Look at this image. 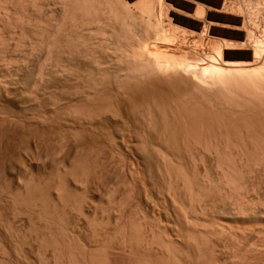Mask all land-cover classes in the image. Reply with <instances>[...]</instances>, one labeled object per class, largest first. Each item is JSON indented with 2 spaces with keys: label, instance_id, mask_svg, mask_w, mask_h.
<instances>
[{
  "label": "rangeland",
  "instance_id": "374dc122",
  "mask_svg": "<svg viewBox=\"0 0 264 264\" xmlns=\"http://www.w3.org/2000/svg\"><path fill=\"white\" fill-rule=\"evenodd\" d=\"M248 2L247 0L245 5ZM262 3L254 0L247 5L248 8L250 7L253 10L249 8V11L247 10L246 12L242 11L246 7L244 4L240 5L245 6L244 8L241 7V11H239L240 6L237 5L239 6L237 8L238 11L237 9L233 10L235 14L232 16L228 15V24L223 27L226 24L223 21L222 28L220 27L222 22L218 24L220 28L218 26L216 28L218 31L221 29L219 32L216 28H211V30L202 31L201 35L199 33H196V35L191 33L184 34L182 33L183 29H179V26V31L182 29L178 34L181 40L174 41L175 39H172V34H170L172 41L169 35L166 36L169 37L170 40H168L171 42L166 43L168 45L164 44L167 42L165 41L167 38L165 37L164 39V36L162 39L151 42L150 40H142L138 36L132 37L130 35L123 41L111 38L110 40L113 41L111 42L108 38L106 43L98 45L96 50H91L87 53L91 61L86 59L85 54H76V56L83 55V59H86L91 65L97 58L101 60L99 62L101 66L96 65V67L98 66L97 68H100L99 71L94 63L91 68L93 72H96L92 73L90 71V74L89 70L91 68L84 61L80 62L75 59L76 63L72 64V66L70 63L65 64L66 72L64 71L62 74L56 72L57 78L56 73L52 74V67L50 69L49 65V70L48 67H45V70L47 69L46 72L49 71L48 75L44 70V74L47 77L42 83L43 85L40 84V67H42L46 57L43 43L38 40L40 42L36 45L44 49L41 48V50L39 49L40 51L33 50V52L29 50V42L25 40L24 43L22 41L21 45H18V47H23L21 49L17 48L18 35L10 40L12 50H16V53L14 51L10 53L14 55H12V58L14 57L13 59L19 63L15 61V64H13L7 59L4 62L5 65L0 62V70L7 72L9 71L8 67L11 65L9 67L13 71H9L11 75L22 65L20 62L23 60L22 58H27L26 56L31 52L33 56H30L33 59H29V69L24 70V72L29 73V77L25 81L23 80L24 83H22V87L24 86L23 89L26 91L23 102H29V105L25 106L28 110L25 107L23 108L24 110L19 107L17 109H0V118L1 115L3 116V119H0V127L4 128H0V264H163V262H165L164 264H238V262L239 264H264L263 231H259L260 228H258L257 224H249L248 222H244L245 224L241 222L240 224L239 222L238 225L237 222H233L229 217H226L229 215V213L227 214L228 208L233 207V204L236 205L235 202L237 201V203L241 202L239 206L244 205V202L246 205V199L248 201L247 204L251 203L252 200L256 202H252L253 204L260 205V201L264 203V199L261 200L264 198V188H262L264 179H255L261 176L264 177V164H262V172L260 173L259 168H261V165L259 164L260 166H258L255 159V161L252 160L254 162L252 165L248 163L250 167L247 165L245 167L242 164L246 160H243L242 156L237 155L243 162L240 167L238 164L241 162L239 163L238 157L233 155V153L235 155L239 153L237 152V147H240L239 149L241 147L244 149L247 145L250 147L248 142L245 145L244 142H241L242 139L245 142L247 141V138L245 140L247 131H250L248 135L250 133L253 136L252 139L257 137L261 138L259 141L263 139L262 145H264V0ZM259 7L262 11H258L260 10L258 9ZM54 9L57 10L55 11ZM54 9L53 12L51 9V13L49 11L48 15L44 13L47 18H43L44 21L47 20V23L43 21L44 24L50 22L49 25L51 26V24L55 23L52 22L53 18H59L60 7L54 6ZM49 13H53L52 18ZM50 18L52 21H50ZM226 20L225 22H227ZM14 22H11L10 25H14ZM41 26L45 29L47 25L41 24ZM43 29H41V32ZM176 31L178 32L177 29ZM41 32L38 33L39 36H41ZM175 34L177 33L175 32ZM178 35L175 38L179 40ZM195 36L197 37L195 38ZM198 37L201 38L199 39ZM192 39L197 41L193 42ZM182 40H184L183 43ZM130 41L135 43L133 44ZM123 42L127 44L125 45ZM172 43H177V45ZM118 45L120 47L123 46V49ZM127 45L130 46L128 47ZM37 46L35 47L36 49H38ZM167 46H172L175 49V54L171 52L173 51L172 47L167 48ZM116 48L119 49L117 50ZM138 49L141 52H145L141 53ZM155 49L157 52L159 50V52L157 53ZM93 51L96 52L97 57ZM102 52L104 53L103 55ZM92 53L96 59L91 55ZM114 53L116 54L113 55ZM155 53L160 54L158 56ZM143 54L146 57L149 55L148 57L152 59L150 60L147 57L149 60H146ZM122 55H125V57ZM115 56L117 59L120 58L118 59L120 62H117ZM133 56L138 58L135 59ZM33 60L36 61L34 62ZM31 61L32 63L34 62L33 65ZM128 61L134 65L126 66ZM84 63L87 67L83 66ZM73 65L76 66L74 67ZM123 65L128 67L129 71H123L127 69ZM4 66L6 67L5 69H3ZM14 66L16 69H14ZM135 66L137 69H133ZM72 67L76 70L82 67L84 70H88L86 72L79 70L81 73L77 71V74H75V71L71 73V71L75 70ZM101 67L105 71L109 69L112 71L114 68L115 70L113 71L118 75L112 73L113 71L109 75L107 71V75L105 73L103 76L105 71ZM129 67L133 68L130 69ZM116 68H122V70H117ZM155 68L160 73H154ZM101 70L103 72L98 76L97 74H100ZM82 71H84L83 74L85 75L82 74ZM69 72L71 79L68 75ZM126 72L131 75L126 74ZM175 72L176 74L178 73V78L175 77ZM66 73L65 78L63 74ZM78 74H82L83 78H80ZM122 74L125 75L120 77ZM148 74L150 77H148ZM156 74L158 75L157 77ZM59 75L64 78L62 76L59 77ZM77 75L78 77H76ZM88 75H93L92 77L90 76L92 79L89 81H87L89 79ZM152 75L154 78L151 77ZM102 76L105 78L104 80H108L104 82ZM143 76L146 77V80ZM159 76L162 80L159 79ZM99 77L104 83L99 80ZM168 77L172 79H168ZM174 77L178 80L173 79ZM77 78L83 81L77 80ZM92 80L96 83L94 82L93 84ZM169 80H172V83ZM220 80L224 81L221 84L225 86L220 83H218L220 85L217 84ZM48 81L50 82L49 85H47ZM98 81H100V84ZM35 82L37 83L36 86ZM152 82L156 87L159 86L158 88L161 91L151 85ZM45 84L47 85L46 88ZM175 84V89L178 88L179 91L177 89L176 91L175 89L173 90ZM58 85L60 87H57ZM169 85L172 86L171 89L168 88ZM34 86L36 88V90L34 89L35 91L32 89ZM102 86H106V88H102ZM220 87L221 91L219 92ZM157 90L161 92L157 102L162 105L160 111L162 110L163 113L158 112L160 106L157 105L156 107V102L153 105V98L156 94L153 95L150 92L156 93ZM142 91L146 92H143L145 95L141 93ZM173 91L175 92L174 94ZM222 91L225 92L223 93ZM30 92H32V97H30ZM215 92L218 95L214 94ZM167 93L169 95L172 94L173 97L175 96V99L179 94H182L180 95L182 98L180 99L179 97L175 101L172 97L174 100H170L171 96ZM219 93H223V95L221 94L222 97H220ZM225 93L227 96H225ZM134 94L137 98L133 96ZM148 94L152 97V101L148 98ZM208 94L212 97H218L209 99ZM28 95L30 96L28 97ZM139 95L144 96V99H140L142 96L138 97ZM35 97L36 99L38 97L37 101ZM145 97H147L146 101ZM154 100H156V97ZM31 101L32 104H30ZM37 102H42V104ZM154 107L156 108L154 109ZM178 113L184 115L177 116L179 115ZM192 115L194 118H191ZM4 117L6 118L4 119ZM178 119H182L181 122L179 121L181 123L179 124L180 126H182L183 121L187 125L190 119L192 121L195 119L196 126L190 120L192 122L190 124L193 126L194 123V128H197H192L196 130V132L194 131L195 135L192 130L190 132L194 136L190 135V140L192 141L187 142L190 144L185 142L187 141L185 140L186 130L184 129L185 133H179L182 127L180 129L177 126L178 123L177 125L175 124L178 128L174 127L173 123L177 122ZM167 124L168 128H166ZM172 125L175 129L171 131L170 129H173V127H170ZM189 126L187 128L190 131ZM177 129L180 130L176 131ZM248 135L246 137L251 140L249 138L251 136ZM194 138L196 141L193 140ZM255 146H259V144ZM215 151H219V156H223V159L225 158L224 162L228 160V163H224L222 168H227L228 171L231 169V173L228 172L231 176L234 170H232V167L228 168L231 164V166L233 164L236 166V163H238L239 169L244 171H241L243 172L242 174L237 166L235 167L240 173L238 175L235 169L236 172L234 171V173H237L235 174V180L237 182H234L235 180H232V177L228 174L233 186H226L228 185L227 180L231 184V181L227 178L228 176L226 177V182L222 181L224 178L222 176V168L218 169L215 166L217 165L215 164L217 161L214 159L216 156ZM242 151L239 154L242 155ZM252 151H254V156L255 153H260L261 149L257 152L255 150ZM211 152L214 156H211ZM262 153L264 154V152ZM262 153L261 157L259 156L261 160L263 157ZM251 154L250 156L252 157ZM232 155L234 158L237 157L234 162H232ZM247 155L246 157H249V154ZM257 156L258 154L254 157ZM246 157L244 156L243 158ZM251 157L246 162L248 160L252 162L251 159L254 157ZM1 159L4 160L1 161ZM8 159H13L14 161H9ZM262 161L258 162L262 163ZM162 164L165 166L162 167ZM166 166L169 167L167 168ZM251 166L252 170H250ZM254 166H258L259 171ZM255 171L257 175L253 174ZM170 174H172V179L174 180L171 179L172 183H178L179 187L176 188V184H174V188L171 187ZM248 176H253L252 178L250 177L251 181H249ZM184 178H186L185 181ZM176 179H179V181ZM255 180H257L258 184ZM262 180L263 182L261 183ZM248 182H251L250 185ZM211 183L212 186L210 187ZM222 183H224V186H222ZM260 183L261 186H259ZM183 185H186L185 188H183ZM243 185H247L249 189L247 187L245 189ZM251 185H255L253 186L254 188ZM256 185L257 187L259 186L257 189ZM168 186L173 188V190L175 189L174 191L172 190L174 193H170L171 190ZM241 186H243L245 194L242 190L239 193L240 189H242ZM186 187H188V191ZM199 187L201 190H199ZM251 188L252 190L255 189V193H253ZM225 189L228 193H226ZM233 189L237 191L239 189V194L237 191V194H235ZM168 190L170 191L168 192ZM228 194L234 199L232 200ZM239 195L244 197H240V199ZM246 195H251L253 198ZM258 195L259 197H257ZM171 197H174V199ZM236 197L238 200L235 199ZM222 198L224 199L223 201ZM256 198L260 200L257 199V201ZM225 200H227V204ZM234 200L235 202L233 203ZM230 202L233 204L231 205ZM219 204L222 205L220 206ZM261 205L264 206V204ZM203 206L205 209L202 208ZM191 223H194L193 226ZM215 223L219 226H216ZM230 232L232 235L229 234ZM224 233L228 234L223 235ZM245 234L247 235L245 236ZM152 236H154L155 241H152ZM235 238L241 239L236 240ZM231 242H233L234 246ZM244 242L245 246L243 245ZM251 242L253 244L256 242V249H252L255 247H251L254 246ZM237 244L238 246H236ZM167 245L169 247L168 251H166ZM230 247H234V250ZM237 247L240 249L239 251H237ZM257 248L260 250H257ZM246 249L248 250L244 251ZM245 254L248 255L246 256ZM169 256H174V258ZM243 256L247 259L244 258L243 260Z\"/></svg>",
  "mask_w": 264,
  "mask_h": 264
},
{
  "label": "bare ground",
  "instance_id": "6f19581e",
  "mask_svg": "<svg viewBox=\"0 0 264 264\" xmlns=\"http://www.w3.org/2000/svg\"><path fill=\"white\" fill-rule=\"evenodd\" d=\"M25 1V2H24ZM241 1H242V3H241ZM245 0H0V62H3V65H5L4 64V62L8 59V60H10V62H13V64H15V61L16 60H14L13 58H12V55L13 54H11L10 52L11 51H14L15 53H16V50H12V44L10 43V40H12V39H14V37L15 36H19V38L17 39V40H19L17 43H16V46H17V48L18 49H21V47H23V46H21V47H18V45H21L20 43H22V41H23V43H24V40L25 41H28L29 42V50L30 51H33V50H41V48H43V47H41L40 46V48H39V45L37 46L36 44H38L40 41V43H43V46H44V48H45V51H46V57H45V55H44V57H45V61H44V63L42 64V67H40L41 68V72H40V84H42L44 81H45V78L47 77V73L49 72H46V70H45V67H48V70H49V65H50V69H51V67H52V74H54V73H64V71H65V67H66V65L65 64H68V63H70L71 64V66H72V64H75L76 63V61H74L75 59L77 60V61H84L85 63H86V65L89 67V68H91V66L94 64L95 65V67H96V65H100V63L99 62H101V60H99L98 58H97V60H99V61H97V60H95L94 62H93V64L91 65L86 59H89L88 58V56H87V53H89L91 50H96V48H97V46L98 45H101V44H103V43H106V39H108V40H110L111 38L113 39V38H116V39H119V41L120 40H124V39H127L128 37H129V35L130 36H138V37H140L142 40L143 39H145V40H150V42L151 41H154V40H158V39H162V37L165 39V37L166 36H168L169 35V37H170V39H171V36H170V34H172V39H175L174 41H180L181 40V38H180V36L178 35L179 34V32H181V30L183 29V31H182V33H184V34H186V33H191V34H195L196 35V33H203L204 31H207V29L208 30H211V28H216L217 26H218V24L219 23H221L222 25L220 26L221 28H222V26H223V24L224 23H226V24H224V26L223 27H225V25H227L228 24V15L230 14L231 16L233 15V14H235V13H233V10H236L240 5H242V4H246L245 2H247V0L244 2ZM249 2H248V4H251L254 0H248ZM263 1V0H262ZM262 1L261 0H255V2H261L262 3ZM251 2V3H250ZM23 3V4H22ZM239 3H241V4H239ZM247 4V5H248ZM22 5V6H21ZM237 5H239V6H237ZM247 5H245V6H240V9H239V11H241V7H245V10H243L242 9V11H249V8H248V6ZM262 5H263V3H262ZM19 6L21 7L20 9H19ZM54 6H59L60 7V10H59V13H58V17L59 18H53V21L51 20V18L53 17L52 15H53V13L52 14H50L51 13V9H52V12H53V9H54ZM237 6V7H236ZM250 6V5H249ZM52 7V8H51ZM260 7H262L261 5H260ZM260 7L258 8V9H260ZM55 8H57V7H55ZM55 10V9H54ZM57 10V9H56ZM55 10V11H56ZM250 10H253V9H251L250 8ZM50 11V16H51V18H50V21H52V22H55V23H53V25L51 24V26L49 25L50 24V22L48 23V24H44L43 23V18H46V15L45 14H47L48 15V12ZM237 11H238V9H237ZM258 11H262L261 9L260 10H258ZM45 13V14H44ZM242 13V12H241ZM36 14H37V16H36ZM238 14V13H237ZM56 15V14H55ZM229 15V16H230ZM226 17V18H225ZM225 18V19H224ZM47 19V18H46ZM45 19V20H46ZM227 19V20H226ZM225 20L227 21V22H225ZM15 21V22H14ZM223 21H224V23H223ZM11 22H14L13 24L14 25H10L11 24ZM42 22V23H41ZM45 23H47V20L46 21H44ZM51 22V23H52ZM41 24H43L44 26L45 25H47V26H45V29H43L42 28V26H41ZM10 25V26H9ZM180 26V27H179ZM218 26V27H219ZM178 27H179V29L180 28H182L180 31H179V29H178ZM219 27V28H220ZM43 29L44 30V33H43V30H42V32H41V29ZM178 30V32L176 31V29ZM216 30L218 31V29L216 28ZM215 30V31H216ZM203 31V32H202ZM217 31H216V33H217ZM219 31H221V29H219ZM218 31V32H219ZM39 32H41V36H39ZM67 32V33H66ZM175 32L177 33V34H175ZM210 32V31H209ZM213 32V31H212ZM129 33V34H128ZM208 33V32H207ZM173 34H174V36H173ZM200 34V35H201ZM179 36V40L177 39V38H175L176 36ZM205 35V34H204ZM210 35V34H209ZM211 35H216V34H211ZM218 35H220L219 33H218ZM217 35V36H218ZM199 36V35H198ZM39 37H40V39H39ZM169 37H166L167 39L165 40V41H167V42H165L164 44L165 45H168V44H166V43H168L169 42ZM197 36H195V38H196ZM204 37V36H203ZM220 37V36H219ZM16 38V37H15ZM199 38V37H198ZM198 38H197V40H198ZM201 38V37H200ZM199 38V39H200ZM209 38V37H208ZM137 39V38H136ZM169 39V40H168ZM172 39H171V41H172ZM177 39V40H176ZM205 39V38H204ZM38 40H40L39 42H38ZM107 40V41H108ZM115 40V39H114ZM133 40V39H132ZM196 40V41H197ZM111 41V40H110ZM129 41V40H128ZM173 41V42H174ZM183 41L184 40H182V43H183ZM192 41L193 42H196V41H194V39H192ZM111 42H113V41H111ZM127 42V41H126ZM130 42H132V41H130ZM159 42H161V41H159ZM159 42H157V43H159ZM162 42H163V40H162ZM190 42V41H189ZM26 43V42H25ZM123 43H125V42H123ZM133 43V42H132ZM135 43V42H134ZM133 43V44H134ZM137 43V42H136ZM169 43H171V42H169ZM179 43V42H178ZM182 43H181V45H182ZM110 44V43H109ZM117 44H119V43H117ZM127 43H125V45H126ZM143 44V43H142ZM147 44V43H146ZM162 44V43H161ZM173 44V43H172ZM177 45V43H174L173 45ZM180 44V43H179ZM178 44V45H179ZM24 46H25V44H23ZM38 47V49H36L35 47L36 46ZM40 45H42V44H40ZM120 45V44H119ZM118 45V46H119ZM136 45V44H135ZM149 45V44H148ZM27 46V45H26ZM111 46H112V44H111ZM117 46V47H118ZM128 46V45H127ZM130 46V45H129ZM128 46V47H129ZM139 46V45H138ZM137 46V48H139ZM155 46H156V44H155ZM163 46V45H162ZM28 47V46H27ZM115 47V46H114ZM120 47V46H119ZM123 47V46H122ZM122 47H120V48H122ZM126 47V46H125ZM145 47V46H144ZM171 48L172 46H167V48ZM177 47V46H176ZM175 47V48H176ZM16 48V47H15ZM16 48V49H17ZM35 48V49H34ZM43 48V49H44ZM100 48V47H99ZM163 48V47H162ZM117 50L119 49V48H116ZM123 49V48H122ZM161 49V48H160ZM172 49H173V47H172ZM172 49H169V50H172ZM25 50V49H24ZM39 50V51H40ZM103 50V49H102ZM141 50H142V48H141ZM156 50V49H155ZM162 50V49H161ZM174 50L175 49H173V51H171V52H173L172 54H175L174 53ZM18 51V50H17ZM20 51H22V50H20ZM104 51V50H103ZM107 51H108V49H107ZM120 51H122V50H120ZM127 51V50H126ZM130 51V50H129ZM138 51H140L139 49H138ZM34 52V51H33ZM38 52V51H37ZM94 52V51H93ZM99 52H100V49H99ZM99 52H97L98 53V55H100L99 54ZM116 52V51H115ZM124 52V51H123ZM128 52V51H127ZM126 52V53H127ZM141 52V51H140ZM142 52H145V51H142ZM141 52V53H142ZM156 52H157V50H156ZM158 52H159V50H158ZM157 52V53H158ZM13 53V52H12ZM18 54H19V52H17ZM36 53V52H35ZM39 53V52H38ZM44 53V52H43ZM78 53H80V54H85V56H86V59L84 60L83 58V55H79V56H76V54H78ZM95 53V55H96V52H94ZM118 53V52H117ZM122 53V52H121ZM125 53V52H124ZM133 53H134V50H133ZM137 53H139V52H137ZM141 53H139V54H141ZM157 53H155V54H157ZM33 53L31 52L28 56H26L27 58H22L21 60L22 61H20L21 63H22V65H21V63H20V65L22 66H20L18 69H16L15 68V66H14V69H16L15 71L16 72H14L13 74L11 73V75L9 74V71H11V72H13L9 67L11 66H9L8 67V69H9V71H7V72H4V71H2V70H0V109H17V107H19V108H24L27 104L29 105V102L27 103V102H23V97L25 98V90L23 89V87H22V83H24L23 82V80L25 81L26 80V78H28L29 77V73L27 72H24V70H28L29 68H28V65H29V59L33 56L32 55ZM40 54V53H39ZM104 53L102 52V55H103ZM109 54V53H108ZM107 54V55H108ZM116 53H114L113 55H115ZM128 54H129V52H128ZM152 54V53H151ZM150 54V55H151ZM160 54V53H159ZM159 54H157L158 56H159ZM30 55H32V56H30ZM93 57H94V55H93V53L91 54ZM106 55V54H105ZM111 55V54H110ZM144 55V57H146L145 56V54H143ZM154 55V54H153ZM14 56V55H13ZM122 56H124L125 57V55H122ZM136 56V55H135ZM135 56H133L134 58H135ZM139 56V55H138ZM142 56V55H141ZM141 56H140V58H141ZM149 55H147V57H148ZM157 56V57H158ZM20 57H21V55H20ZM43 57V58H44ZM96 57H97V55H96ZM112 57V56H111ZM143 57V56H142ZM146 57V60H149L148 58ZM152 57V56H151ZM153 57H155V56H153ZM15 58H16V54H15ZM37 58H38V56H37ZM37 58H36V60H37ZM41 58V57H40ZM105 58V57H104ZM115 58H116V56H115ZM136 58H138V57H136ZM135 58V59H136ZM158 58H160V57H158ZM14 61H13V60ZM33 58H31V60H32ZM39 59V58H38ZM94 59H96L95 57H94ZM107 59V58H106ZM105 59V60H106ZM111 59V58H110ZM117 59V58H116ZM118 59H120V58H118ZM118 59H117V62H120V61H118ZM127 59H128V57H127ZM131 59H132V57H131ZM143 59V58H142ZM152 59V58H151ZM150 59V60H151ZM12 60V61H11ZM35 60V61H36ZM90 60V59H89ZM122 60V59H121ZM129 60V59H128ZM134 60V59H133ZM34 61V60H33ZM34 61V62H35ZM41 61V60H40ZM91 61V60H90ZM107 61V60H106ZM116 61V60H115ZM115 61H112V62H115ZM135 61H137V60H135ZM160 61V60H159ZM158 61V62H159ZM9 62V61H8ZM7 62V63H8ZM17 62V61H16ZM33 62V63H34ZM125 62V61H124ZM138 62V61H137ZM143 62H144V60H143ZM149 62V61H148ZM154 62V61H153ZM165 62V61H164ZM164 62H163V64H164ZM17 63H19V62H17ZM33 63H32V61H31V64L33 65ZM37 63H38V61H37ZM85 63L83 64V66L85 65ZM97 63V64H96ZM145 63V62H144ZM11 64V63H10ZM77 64H79V63H77ZM133 64V63H132ZM132 64H130L129 63V61H128V65H126V66H130V65H132ZM138 64V63H137ZM156 64H157V61H156ZM2 65V66H3ZM8 65H9V63H8ZM37 65V64H36ZM85 65V67H87ZM110 65H111V63H110ZM113 65V64H112ZM134 65V64H133ZM135 65H136V63H135ZM145 66H146V64H144ZM159 65H160V63H159ZM13 66V65H12ZM17 66H19V65H17ZM38 66V65H37ZM36 66V67H37ZM41 66V65H40ZM74 66V65H73ZM76 66V65H75ZM74 66V67H75ZM101 66V65H100ZM103 66V65H102ZM123 66H125V65H123ZM125 66V67H126ZM142 66V65H141ZM156 66V65H155ZM160 66H162V64L160 65ZM160 66H159V68H160ZM6 67H7V65H6ZM5 66H4V68L3 69H5L6 68ZM70 67V66H69ZM74 67H72V68H74ZM79 67H81V66H79ZM94 67V66H93ZM98 67V66H97ZM96 67V69L99 71V69L100 68H97ZM110 67H112V66H110ZM119 67H121V66H119ZM124 67V69H126V70H123V71H127L128 70V67H126L125 68ZM138 67V66H137ZM143 67V66H142ZM68 68V67H67ZM71 68V67H70ZM70 68H68V69H70ZM78 68V67H77ZM83 68V67H82ZM80 69V68H78L77 70L75 69V70H73V72L71 71V73H74V71H75V74H77V71H79V70H84V68L83 69ZM102 68V67H101ZM105 68V67H104ZM130 68V67H129ZM133 68V67H132ZM132 68H130V69H132ZM154 68V67H153ZM158 68V67H157ZM158 68V69H159ZM39 69V68H38ZM68 69H66V70H68ZM93 69H95V68H93ZM103 69V68H102ZM117 70L119 69V68H116ZM133 69H137L136 68V66H135V68H133ZM156 69V68H155ZM162 69V68H161ZM33 70V69H32ZM44 70H45V73L47 74V75H45L44 74ZM88 70V69H87ZM86 69L84 70L85 72L87 71ZM104 70V69H103ZM113 70H115L114 68L112 69V71ZM119 70H122V68H120ZM157 70V69H156ZM155 70V72L154 73H157L158 72V70L156 71ZM69 71V70H68ZM84 71H82V74L84 73ZM90 71H92V73H95V72H93V70H92V68L89 70V73H90ZM97 71V72H98ZM105 71V70H104ZM109 73V75H110V72H112V71H110V69L109 70H107ZM107 71H105V72H103L102 70L100 71V74H97L98 76L99 75H101L102 74V72L104 73L103 74V76L105 75V73L107 72ZM122 71V72H123ZM129 71V70H128ZM133 71V70H132ZM139 71V70H138ZM152 71V70H151ZM37 72V71H36ZM66 72V71H65ZM80 72V71H79ZM140 72V71H139ZM138 72V73H139ZM39 73V72H38ZM57 73H56V76H57ZM68 73V72H67ZM67 73L66 74H63L64 75V77H65V75H67ZM81 73V72H80ZM99 73V72H98ZM112 73H114L115 74V71H113ZM124 73V72H123ZM137 73V72H136ZM142 74H143V72H141ZM149 73H151V72H149ZM158 73H160V72H158ZM157 73V74H158ZM163 73V72H162ZM33 74V73H32ZM81 74V75H82ZM91 74V73H90ZM95 74V75H96ZM117 74V73H116ZM115 74V75H116ZM126 74H129V73H127L126 72ZM140 74V73H139ZM147 74V73H146ZM156 74V77L158 76ZM174 74V73H173ZM173 74H171L172 76H173ZM175 74H176V72H175ZM178 74V73H177ZM177 74H176V76L175 77H177ZM69 76H70V72H69V74H68ZM79 75V74H78ZM78 75L76 76V77H78ZM81 75H79V77L81 78L82 76ZM83 75H85V74H83ZM96 75V76H97ZM106 75H107V73H106ZM112 75V74H111ZM118 75V74H117ZM123 75H125V74H122V76L120 75V77H123ZM129 75H131V74H129ZM134 75V74H133ZM149 75V74H148ZM154 75V74H153ZM153 75L151 76V77H153ZM163 75V74H162ZM162 75H160V76H162ZM38 76V75H37ZM60 76H62V75H59V77ZM68 76V77H69ZM89 76V75H88ZM91 77L93 76V75H90ZM90 76L88 77L89 79L87 80V81H89V80H91L92 78H90ZM95 76V77H96ZM103 76H102V79H103V81L104 82H106L107 80H104L105 78H103ZM159 76V77H160ZM168 76V75H167ZM49 77V76H48ZM63 77V76H62ZM63 77V78H64ZM86 77V76H85ZM84 77V78H85ZM106 78H107V76H105ZM111 77V76H110ZM113 77V76H112ZM119 77V78H120ZM126 77V76H125ZM133 77H135V76H133ZM137 77H138V74H137ZM140 77V76H139ZM144 77V76H143ZM148 77H150V75L148 76ZM165 77H166V75H165ZM173 78V79H177V78ZM37 78V77H36ZM54 78V77H53ZM57 78H58V76H57ZM66 78V77H65ZM73 78H74V76H73ZM83 78V77H82ZM87 78V77H86ZM85 78V79H86ZM96 78H98V77H96ZM109 78V77H108ZM127 78H129V77H127ZM132 78V77H131ZM154 78V77H153ZM167 78V77H166ZM47 79H49V78H47ZM56 79V78H55ZM69 79V78H68ZM70 79H71V76H70ZM69 79V80H70ZM79 78H77V80H78ZM84 79V80H85ZM110 79V78H109ZM112 79V78H111ZM114 79H115V77H114ZM143 79V78H142ZM144 79L146 80V77H144ZM150 80H151V78H149ZM149 79H148V81H149ZM157 80H158V78H156ZM159 79H161V77L159 78ZM168 79H172V78H170V77H168ZM167 79V80H168ZM220 79V78H219ZM28 80V79H27ZM50 80V79H49ZM56 80H58V79H56ZM55 80V81H56ZM65 80V79H64ZM76 80V79H75ZM79 80H82V79H79ZM98 80V79H97ZM99 80L101 81V78L99 77ZM162 80V79H161ZM178 80V79H177ZM218 80V79H217ZM216 80V81H217ZM37 81V80H36ZM53 81V80H52ZM59 81V80H58ZM63 81V80H62ZM61 81V82H62ZM83 81V80H82ZM86 81V82H87ZM100 81H98L99 82V84H100ZM103 81H101L102 83H104ZM143 81V80H142ZM153 81V80H152ZM169 81H171L170 83H172V80H169ZM168 81V82H169ZM175 81V80H174ZM29 82V81H28ZM34 82V81H33ZM39 82V81H38ZM46 82H47V80H46ZM45 82V83H46ZM68 82V81H67ZM93 84H94V82L95 81H91ZM145 82V81H144ZM150 82V81H149ZM149 82H148V84H149ZM157 82V81H156ZM158 82H160V81H158ZM214 82H215V80H214ZM213 82V83H214ZM221 82L223 83L224 81H221L220 80V82H217V84L218 83H220L221 84ZM49 81H48V84L47 85H49ZM52 83V82H51ZM60 83V82H59ZM66 83V82H65ZM96 83V82H95ZM179 83V82H178ZM39 84V83H38ZM45 84V88H46V85ZM58 84V83H57ZM98 84V85H99ZM110 84V83H109ZM146 84H147V82H146ZM151 84V83H150ZM156 84V83H155ZM165 84V83H164ZM163 84V85H164ZM215 84V83H214ZM217 84H216V86H217ZM220 84H218V85H220ZM37 85V83L35 82V86ZM43 85V84H42ZM151 85H153V86H155L156 87V85H154L153 84V82H152V84ZM161 85V84H160ZM173 85V84H172ZM221 85H223V84H221ZM227 85V84H226ZM33 86V85H32ZM35 86H34V88H32L33 90L35 89L36 90V88H35ZM96 86H97V84H96ZM111 86V85H110ZM109 86V87H110ZM162 86V85H161ZM165 86H166V84H165ZM168 86V85H167ZM223 86H225V85H223ZM30 87V86H29ZM38 87V86H37ZM50 87V86H49ZM57 87H60L59 85L57 86ZM98 87V86H97ZM101 87V86H100ZM99 87V88H100ZM159 87V86H158ZM158 87H156V88H158ZM162 87H164V86H162ZM175 87H176V84L174 85V88H173V90L175 89ZM219 87V86H218ZM217 87V88H218ZM222 87V86H221ZM221 87H220V90H219V92L221 91ZM39 89H40V87H38ZM102 88H106V86H102ZM153 88V87H152ZM161 88V87H160ZM168 88H172V86H170L169 85V87ZM26 89V88H25ZM29 89V88H28ZM50 89V88H49ZM159 89V88H158ZM162 89V88H161ZM177 90H178V88H176ZM176 89H175V91H176ZM223 89V88H222ZM34 90V91H35ZM43 90H44V88H43ZM150 90H152V89H150ZM149 90V91H150ZM164 90V89H163ZM224 90V89H223ZM29 91H31L30 89H29ZM45 91H46V89H45ZM155 91V90H154ZM159 91H161L160 89H159ZM179 91V90H178ZM218 91V90H217ZM226 91V90H225ZM224 91V92H225ZM28 92V91H27ZM37 92V91H36ZM35 92V93H36ZM143 92H145V91H142L141 93L142 94H144L145 95V93H143ZM163 93H164V91H162ZM172 92V91H171ZM223 92V91H222ZM223 92V93H224ZM31 94V96L30 95H28V97L30 96V97H32V92H30ZM38 93V92H37ZM47 93V92H46ZM140 93V92H139ZM150 93H152L153 95L154 94H156L155 96H154V98L156 97V100H154V98H153V101H154V104L153 105H155V102L157 103L155 106L157 107V105L158 106H160V108H159V110H158V112H162V110L160 111V109H161V106L162 105H159L158 104V102L157 101H159V99H158V97L159 96H161L160 94H161V92H158V90L156 91V93L154 92H150ZM160 93V94H159ZM162 93V94H163ZM170 93V92H169ZM175 92L173 91V94H174ZM223 93H221L222 95H223ZM34 94V93H33ZM168 94V93H167ZM176 94H179V93H176ZM210 94V93H209ZM208 94V96H206V97H208L209 99L210 98H213L212 96H210ZM214 94H217L216 92L214 93ZM213 94V95H214ZM220 94V93H219ZM220 94V97H222V95ZM151 95V94H150ZM152 95V96H153ZM166 95V94H165ZM169 95V94H168ZM180 95H182V94H179V96L177 97V95H176V99H178L179 97H180V99L182 98V96H180ZM218 95V94H217ZM34 96V95H33ZM37 96V95H36ZM133 96H136L135 94L133 95ZM142 95H139L138 97H141ZM169 96H171V98H170V100H172L173 98L175 99V96L173 97L172 96V94L171 95H169ZM225 96H227V94L225 93ZM129 97V96H128ZM163 97V96H162ZM173 97V98H172ZM216 97H218V96H216ZM216 97H214V98H216ZM27 98V97H26ZM34 98V97H33ZM136 98H137V96H136ZM144 99V96H142L140 99ZM146 98L147 97H145V101H146ZM148 98L149 99H151L152 97H150L149 96V94H148ZM27 99H29V98H27ZM37 99H38V97H37ZM37 99H36V97H35V100L37 101ZM158 99V100H157ZM168 99H169V97H168ZM173 99V100H174ZM176 99H175V101H176ZM31 100V99H30ZM33 100V99H32ZM161 100V99H160ZM165 100V99H164ZM167 100V99H166ZM38 101H40V100H38ZM149 101V100H148ZM151 101H152V99H151ZM150 101V102H151ZM168 101V100H167ZM35 102V101H34ZM161 102H162V100H161ZM37 103H39V102H37ZM41 104H42V102H40ZM39 103V104H40ZM153 103V102H152ZM163 103V102H162ZM161 103V104H162ZM30 104H32V101L30 102ZM27 105V106H28ZM33 107V106H32ZM31 107V108H32ZM35 107V106H34ZM156 107H154V109L156 108ZM25 109L26 110H28V108H26L25 107ZM34 109V108H33ZM158 109V108H157ZM24 110V109H23ZM154 111V110H153ZM156 112V111H155ZM163 113V112H162ZM28 114V113H27ZM156 114H158V113H156ZM159 114H161V113H159ZM179 114V113H178ZM162 115V114H161ZM184 115V114H183ZM183 115H181V114H179V115H177V116H183ZM159 116V115H158ZM3 116L1 115V118H2ZM7 117V116H6ZM6 117H4V119L6 118ZM9 117V116H8ZM156 117V116H155ZM160 117V116H159ZM186 117V116H185ZM0 118V119H1ZM157 118V117H156ZM175 118H176V116H175ZM178 118H180V117H178ZM187 118H188V115H187ZM189 118H190V116H189ZM191 118H194V116L192 115L191 116ZM3 119V118H2ZM1 119V120H2ZM196 119V118H195ZM195 119H193V121L192 122H194L195 121ZM189 120V119H188ZM189 120V123H187V125H185V123H184V121H183V124H182V126H180L179 124H181L180 122L182 121V119H178V121L177 122H175V123H173L174 124V127L177 125V123H178V125L177 126H179V128L181 129V127H182V129L180 130V129H177L176 131H179V133L181 132V133H185V130H186V137H188L187 139H186V137H185V140H187V141H185L186 143L187 142H190V141H192V140H190V135L195 131L196 132V130H193L192 128H194L195 126H196V123H195V126H194V123H193V126H192V124H190V121ZM180 121V122H179ZM186 122V121H185ZM191 122V123H192ZM11 124V123H10ZM176 124V125H175ZM1 125V124H0ZM12 125V124H11ZM171 125V124H170ZM190 125V126H189ZM5 126V125H4ZM176 126V127H177ZM184 126V127H183ZM190 127V131H189V129L187 128V127ZM2 127V126H1ZM0 127V128H1ZM9 127V126H8ZM12 127V126H11ZM170 127V126H169ZM173 127V125L170 127V128H172ZM173 127V129H170L171 131L172 130H174L175 128ZM198 127V126H197ZM166 128H168V124H167V126H166ZM165 128V129H166ZM178 128V127H177ZM187 128V129H186ZM1 129H4V128H1ZM165 129H164V131H165ZM185 129V130H184ZM194 129H197V128H194ZM167 130V129H166ZM169 130V131H170ZM191 130H192V133H190L191 132ZM188 131V132H187ZM245 131V130H244ZM195 132H194V135H195ZM243 132V131H242ZM246 132V131H245ZM248 132H250V131H247V133H245V134H247L248 135ZM9 133V132H8ZM188 133H190L189 135H188ZM252 133V132H251ZM242 134V133H241ZM246 135V136H247ZM163 136V135H162ZM162 136H160V138L161 139H163V137ZM192 136H193V134H192ZM191 136V138H193ZM245 136V135H244ZM243 136V137H244ZM245 136V140H246V138H247V141L245 142V141H243L244 139H242V141L241 142H244V145H245V143H249V145H250V147L247 145V147L246 148H244V149H242V147H241V149L242 150H244V151H242L241 149H239L240 147H237L238 149H237V152H239L240 153V151H242V155L241 154H239V153H236V155H235V153H233V155L234 156H242L241 158L243 159V160H246L247 161V159L249 158L250 159V154H251V152H252V157H254L256 154H258V156L257 157H254V158H252L251 159V161L252 160H256V164L258 163V166H260L261 165V168H259L260 169V173L262 172L261 170H262V164H264L263 162L264 161H262V160H264L263 158H264V154L262 153V152H264V147L262 148V146H264V145H262L263 144V139L262 140H260L259 141V139H261V138H259V137H257V138H254V139H252L253 138V136H251L250 135V133H249V135L248 136H251V137H249V138H251V140L250 139H248V137H246ZM242 137V138H243ZM256 137V136H255ZM263 138V137H262ZM194 141H196L195 140V138L193 139ZM248 140H250V141H248ZM253 140H257V141H253ZM252 141V142H251ZM262 141V143H261V146H260V142ZM256 142V144L258 145L259 144V146H255L256 144H254V143ZM247 143V144H248ZM250 143H252V144H250ZM187 144H190V143H187ZM192 144V143H191ZM243 144V143H242ZM244 145H242V146H244ZM251 145H252V147H251ZM245 147V146H244ZM259 147V148H258ZM257 150H256V149ZM260 149H261V151H260ZM262 149H263V151H262ZM238 150H240V151H238ZM252 150H255V152H257V151H260V153L259 152H257V153H255V155L253 156V154H254V151H252ZM251 151V152H250ZM216 152V158L214 157V159L217 161V163H215V164H217V165H215V166H217L218 167V169L219 168H222V166H223V164L224 163H226L227 161H225L224 162V159L222 158V157H220L219 155H220V152L219 151H215ZM218 152H219V154H218ZM245 152H247V153H245ZM250 152V153H249ZM232 153V152H231ZM261 153H262V160L260 159V155H261ZM247 154H249V157H246V156H248ZM213 154H212V152H211V156H212ZM228 155V154H227ZM232 155V156H233ZM162 156V155H161ZM214 156V155H213ZM234 156H233V161L232 162H234V159L235 158H237V157H235L234 158ZM246 157V158H243V157ZM260 156V157H259ZM21 157V156H20ZM19 157V158H20ZM168 157V156H167ZM259 157V159H257ZM14 158V157H13ZM18 158V159H19ZM162 158V157H161ZM160 158V159H161ZM166 158V157H165ZM227 158H229V157H227ZM226 158V159H227ZM241 158H239L238 157V161H239V163L240 164H238V163H236V161H235V163H236V166H237V164H238V166H240L241 167V164L243 163L242 161H241ZM16 159V158H15ZM21 159V158H20ZM163 159V158H162ZM167 159V158H166ZM212 159H213V157H212ZM222 159V161H220V160ZM231 159V158H230ZM229 159V160H230ZM231 159V160H232ZM4 160V159H3ZM2 159H1V161H3ZM9 160V159H8ZM13 160V159H12ZM12 160H9V161H12ZM17 160V159H16ZM236 160V159H235ZM254 160V161H255ZM262 161V163H260V162H258V161ZM14 161V160H13ZM163 161V160H162ZM165 161V160H164ZM214 161V160H213ZM245 161V163L244 164H242L243 166H245L246 167V165L247 166H249L250 167V164L252 165L254 162L252 161V162H250V160H248V162H246ZM222 162V163H221ZM214 163V162H213ZM228 163V162H227ZM247 163V164H246ZM248 163H250V164H248ZM165 164H166V162H165ZM168 164V163H167ZM229 164H231V162H229ZM256 164H254V165H256ZM260 164V165H259ZM163 165V166H162ZM161 166L162 167H164L165 165L164 164H162ZM227 166H229L228 164H226ZM232 165V164H231ZM229 166L228 168H231L232 167V170H233V173H234V171L236 172V170H237V168H238V170H240L239 168L240 167H238L237 166V168H235L236 166H234V164H233V166ZM225 166V165H224ZM226 166V167H227ZM242 166V168H244ZM258 166L257 167H255L256 169H258ZM167 167V166H166ZM169 167V166H168ZM167 167V168H168ZM264 167V166H263ZM254 168V169H255ZM217 169V170H218ZM236 169V170H235ZM247 169V168H246ZM259 169H258V171H259ZM166 170H168V169H166ZM169 170H170V168H169ZM222 170V176L225 178V180H224V178L222 179V181L224 182H226V179L228 178L229 179V175H230V171H231V169H229L230 171H228L227 170V168L226 169H224V167L221 169ZM238 170H237V173H238ZM248 170H249V168H248ZM248 170H246V171H248ZM250 170H252V166H251V169ZM264 170V169H263ZM241 171H243L242 169L239 171V172H241ZM221 172V171H220ZM228 172H230V173H228ZM244 172V171H243ZM243 172H241L242 174H243ZM251 172V171H250ZM250 172H248L249 174H250ZM171 173V172H170ZM232 173V176L230 175V177H232V180L234 179H236L235 177H236V175L235 174H237V173H234L233 174ZM253 173V172H252ZM229 174V175H228ZM240 173H238V175H239ZM245 174V173H244ZM246 174H247V172H246ZM253 174H256L257 175V173H256V171H255V173H253ZM258 174H259V172H258ZM264 174V173H263ZM168 175V174H167ZM171 175V178H169L170 180L172 179V174H170ZM217 175H218V173H217ZM219 175H221L220 173H219ZM233 175H234V178H233ZM237 175V176H238ZM252 175V174H251ZM180 176V175H179ZM204 176V175H203ZM207 176V175H206ZM228 176V177H227ZM243 176V175H242ZM254 176V175H253ZM252 176V177H253ZM259 176V175H258ZM257 176V177H258ZM264 176V175H263ZM182 177V176H181ZM219 177V176H218ZM227 177V178H226ZM239 177H241V176H239ZM251 177V176H250ZM250 177L248 176V178H249V181H251L250 180ZM251 177V178H252ZM176 178H179V177H176ZM208 178V177H207ZM222 178V177H221ZM238 178V177H237ZM260 178H263L264 179V177H259V178H255V179H260ZM185 179L186 178H184V181H185ZM241 179H243V178H241ZM173 180V179H172ZM171 180V183L174 181H172ZM176 180H178L179 181V179H176ZM203 180H205V179H203ZM209 180H211V179H209ZM208 180V181H209ZM230 180V179H229ZM232 180H230L231 181V184H229L228 183V180H227V184L228 185H226L227 187H229V185H231V186H233L232 185ZM239 180V179H238ZM248 180V179H247ZM246 180V181H247ZM253 180V179H252ZM181 181H183V180H181ZM206 181H207V179H206ZM221 181V180H220ZM257 180H255V182H256ZM202 182V181H201ZM210 182H212V181H210ZM209 182V183H210ZM234 182H237L236 180L234 181ZM254 182V181H253ZM263 182V180L261 181V183ZM169 183H170V181H169ZM170 183V184H171ZM182 184H183V182H181ZM185 183V182H184ZM205 182H203V184H204ZM219 183V182H218ZM251 183V182H250ZM250 183L248 182V184L250 185ZM257 183V182H256ZM261 183H260V185L259 186H261ZM264 183V182H263ZM174 184H176V188L177 187H179L178 186V183H174ZM174 184L172 183V185H171V187H173L174 188ZM181 184V185H182ZM189 184V183H188ZM202 184V183H201ZM221 184V183H220ZM219 184V185H220ZM223 185L222 186H224V183H222ZM246 184H247V182H246ZM253 184V183H252ZM258 184V183H257ZM169 185V184H168ZM204 185H206V184H204ZM203 185V186H204ZM184 186V185H183ZM186 186V185H185ZM185 186L183 187V188H185ZM188 186V185H187ZM201 186V185H200ZM207 186V185H206ZM212 186V183H211V185H210V187ZM221 186V185H220ZM230 186V187H231ZM239 186V185H238ZM243 186H245V189H246V187H247V185H243ZM243 186H241V188L242 189H240V191H239V189H238V191H239V193L241 192V190L244 192V188H243ZM252 186V185H251ZM253 186H255V185H253ZM252 186V187H253ZM258 186V187H259ZM202 187V186H201ZM209 187V186H208ZM209 187V188H210ZM226 187V188H227ZM257 187V185H256V189L258 188ZM168 188H170L169 186H168ZM173 188H170V190H168V192L170 191V193H172L174 190H173ZM187 188V191H188V187H186ZM207 188V187H206ZM209 188H207V189H209ZM223 188V187H222ZM233 188V187H232ZM239 188H240V186H239ZM248 189H249V187H247ZM254 188V187H253ZM262 188H264V186L262 187ZM190 189V188H189ZM204 190H205V188H203ZM247 189V190H248ZM173 190V191H172ZM199 190H201L200 189V187H199ZM233 190H235V189H233ZM251 190H252V188H251ZM224 191V190H223ZM225 191H226V193H228V191L225 189ZM224 191V192H225ZM230 191H231V189H230ZM236 191L237 190H235V191H233L235 194H237L238 193V191H237V193H236ZM250 191V190H249ZM253 191V193H255L254 191H255V189L254 190H252ZM261 191V190H260ZM246 192H248V191H246ZM261 192H263V191H261ZM174 193V192H173ZM230 193V192H229ZM238 193V194H239ZM258 193H259V189H258ZM244 194H245V192H244ZM252 194V193H251ZM173 195V194H172ZM221 195V194H220ZM223 195V194H222ZM228 195H230V194H228ZM228 195H225V196H228ZM232 195H234V194H232ZM253 195V194H252ZM256 195V194H255ZM224 196V197H225ZM231 196V195H230ZM247 196V195H246ZM249 196H251V195H248L247 197H249ZM260 196H261V193H260ZM223 197V196H222ZM240 197H242V195H239V198ZM244 197V196H243ZM242 197V198H243ZM247 197H245V198H247ZM252 197V196H251ZM250 197V198H251ZM257 197H259V195L257 196ZM264 197V196H263ZM171 198H173L174 199V197H171ZM227 198V197H226ZM230 198H232V196L230 197ZM229 198V199H230ZM253 198V197H252ZM204 199V198H203ZM210 199V198H209ZM214 199V198H213ZM212 199V200H213ZM219 199V198H218ZM228 199V198H227ZM234 198H232V200H233ZM235 199H237V197L235 198ZM241 199V198H240ZM239 199V201H241ZM257 199H259V198H256V200ZM264 198H262L261 200H263ZM205 200H207V199H205ZM224 199L222 198V201H223ZM232 200H231V202H232ZM238 200V199H237ZM236 200V201H237ZM245 200V199H244ZM252 200V199H251ZM260 200V199H259ZM218 201V200H217ZM249 201H250V199H249ZM258 201V200H257ZM213 202V201H212ZM225 202H226V204L228 203L227 202V200H225ZM225 202H223V204H225ZM230 202V203H231ZM235 202V200L233 201V203ZM238 202V201H237ZM237 202H235V204L236 205H234L233 203H231V205L233 204V207H231V208H228L229 210H227L228 212H227V214L229 213V215L228 216H226V217H229L233 222H237L238 223V225H239V222H240V224H241V222L242 223H244V222H248L249 224H257L258 225V228H260L259 229V231H263L262 233L264 234V206H262L261 204H264L262 201H260V202H258V203H260V205H257V204H253V203H256V202H253V200H252V204L250 205L249 203L247 204V199H246V205H245V202L243 203L244 205H241V206H239L240 204L239 203H241V202H239V203H237ZM219 203H221V202H219ZM220 205V204H219ZM222 205V204H221ZM220 205V206H221ZM230 205V204H229ZM230 205V206H231ZM238 205V206H237ZM217 206V205H216ZM215 206V207H216ZM228 206V205H227ZM223 207V206H222ZM202 208H204L205 209V207L203 206ZM216 209V208H215ZM224 209V208H223ZM226 209H227V207H226ZM206 210H208V209H206ZM205 211V210H204ZM219 211H220V209H219ZM223 211V210H222ZM225 211V210H224ZM209 212H211L212 213V211H210L209 210ZM215 212H217V211H215ZM220 214H221V211H220ZM224 214H226V213H224ZM212 215V214H211ZM222 215H223V213H222ZM210 217V216H209ZM212 217V216H211ZM218 217V216H217ZM216 217V218H217ZM219 217H220V215H219ZM218 217V218H219ZM208 218V217H207ZM225 218V217H224ZM195 219V218H194ZM229 219V220H230ZM193 220V219H192ZM188 221H190V220H188ZM195 221V220H194ZM212 221V220H211ZM219 221V220H218ZM192 222V221H191ZM186 223H187V221H186ZM188 223H190V222H188ZM212 223V222H211ZM221 223V222H220ZM194 224V223H193ZM193 224L191 223V225L193 226ZM227 224V223H226ZM226 224H225V226H226ZM234 224H236V223H234ZM245 224V223H244ZM190 225V226H191ZM212 225V224H211ZM215 225H216V223H215ZM218 225V224H217ZM216 225V226H217ZM223 225H224V223H223ZM188 226V225H187ZM219 226V225H218ZM220 226H222V225H220ZM247 226V225H246ZM252 226V225H251ZM254 226V225H253ZM195 227V226H194ZM223 227V226H222ZM227 228V227H226ZM228 228H230L229 226H228ZM234 228V227H233ZM246 228H248V227H246ZM254 228H255V226H254ZM256 228H257V226H256ZM195 229V228H194ZM220 229V228H219ZM238 229V228H237ZM244 229V228H243ZM252 229V228H251ZM221 230H222V232H223V229L221 228ZM220 230V231H221ZM231 230V229H230ZM245 230V229H244ZM248 230V229H247ZM250 230V229H249ZM233 231V230H232ZM231 231V232H232ZM238 232H242L241 230L239 231V230H237ZM257 231V230H256ZM225 232V231H224ZM228 232V231H227ZM231 232L229 233L230 235H232L231 234ZM245 232H247L246 230H245ZM254 232V231H253ZM219 233V232H218ZM249 233V232H248ZM261 233V234H262ZM221 234V233H220ZM227 235L228 233H224L223 235ZM235 234V233H234ZM239 234H241V233H239ZM242 234H244V233H242ZM250 234H251V232H250ZM150 235V234H149ZM247 234H245V236H246ZM256 235V234H255ZM222 236V235H221ZM237 236V235H236ZM252 236V235H251ZM259 236H260V234H259ZM153 237V239H152V241L154 240L155 241V239H154V236H152ZM226 237H228V236H226ZM234 237V236H233ZM262 237V236H261ZM147 238V237H146ZM224 238V237H223ZM229 238H230V236H229ZM228 238V239H229ZM242 238V237H241ZM241 238H235L236 240H238V239H241ZM148 239V238H147ZM226 239V238H225ZM256 239V238H255ZM146 240V239H145ZM177 240H179V239H177ZM231 240H232V237H231ZM234 240V239H233ZM243 240V239H242ZM257 240V239H256ZM147 241V240H146ZM165 241V240H164ZM169 241V240H168ZM244 241V240H243ZM149 242V241H148ZM147 242V243H148ZM235 242H237V241H235ZM239 242H241L240 240H239ZM238 242V243H239ZM247 242V241H246ZM264 242V241H263ZM153 243V242H152ZM165 243V242H164ZM232 243V245L234 246V244H233V242H231ZM249 243V242H248ZM252 243V242H251ZM150 244H151V242H150ZM166 244V243H165ZM168 244V243H167ZM228 244H229V242H228ZM245 244V242L243 243V245ZM255 244H256V242H255ZM255 244H253L252 243V245H254V246H251V247H255L256 245ZM148 245V244H147ZM162 245V244H161ZM240 245V244H239ZM242 245V246H243ZM163 246V245H162ZM172 246V245H171ZM224 246V245H223ZM230 246V245H229ZM236 246H238V244L236 245ZM235 246V247H236ZM245 246V245H244ZM259 246V245H258ZM262 246V245H261ZM151 247V246H150ZM165 247V246H164ZM167 247V250L166 251H168V249H169V247H168V245L166 246ZM232 247V246H231ZM230 247V248H231ZM248 247V246H247ZM249 247H250V245H249ZM260 247V246H259ZM147 248H149L148 246H147ZM224 248V247H223ZM234 248V247H233ZM233 248H231V249H233ZM238 248V247H237ZM240 248H241V245H240ZM225 249H226V247H225ZM228 249V248H227ZM252 249H256V247L255 248H252ZM259 248H257V250H258ZM229 250V249H228ZM234 250V249H233ZM232 250V251H233ZM240 249L238 248L237 249V251H239ZM242 250V249H241ZM248 249H246V250H244V251H247ZM256 250V251H257ZM260 250V249H259ZM230 251V250H229ZM170 252V251H169ZM169 252H168V254H169ZM250 253H251V251H249ZM253 252H254V250H253ZM261 252V251H260ZM232 253V252H231ZM239 253H241V252H239ZM262 253V252H261ZM171 254V253H170ZM253 254V253H252ZM263 254V253H262ZM261 254V255H262ZM167 255V254H166ZM234 255V254H233ZM243 255V254H242ZM246 255V254H245ZM248 255V254H247ZM246 255V256H247ZM258 255H260V254H258ZM231 256H232V254H231ZM235 256H236V254H235ZM170 257V256H169ZM171 257H173L174 258V256H171ZM170 257V258H171ZM252 257V256H251ZM250 257V258H251ZM166 258V257H165ZM233 258V257H232ZM244 258H246V257H244L243 256V260H244ZM236 259V258H235ZM235 259H231V260H235ZM241 259V258H240ZM239 259V260H240ZM247 259V258H246ZM237 260V259H236ZM243 260H241V261H243ZM250 261V260H249ZM252 261V260H251ZM234 262V261H233ZM232 262V263H233ZM165 262H163V264H164ZM177 263H178V260H177ZM229 263V262H228ZM175 264V263H174ZM237 264V263H236ZM238 264H239V262H238Z\"/></svg>",
  "mask_w": 264,
  "mask_h": 264
}]
</instances>
